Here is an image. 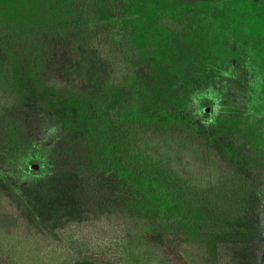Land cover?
I'll use <instances>...</instances> for the list:
<instances>
[{"label":"trees","instance_id":"16d2710c","mask_svg":"<svg viewBox=\"0 0 264 264\" xmlns=\"http://www.w3.org/2000/svg\"><path fill=\"white\" fill-rule=\"evenodd\" d=\"M60 14L0 15V264H262L264 173L252 182L246 148L217 136L206 103L151 106L119 0ZM203 150L233 166V192L216 193Z\"/></svg>","mask_w":264,"mask_h":264},{"label":"rangeland","instance_id":"374dc122","mask_svg":"<svg viewBox=\"0 0 264 264\" xmlns=\"http://www.w3.org/2000/svg\"><path fill=\"white\" fill-rule=\"evenodd\" d=\"M71 1L0 0V15L15 18L26 28L46 27L64 19L58 12ZM119 3L123 33L138 51L139 73L145 77L138 85L151 106L185 109L188 103L196 102L200 108L208 104L205 110L211 114L217 136L232 150L246 148L243 154H249L250 176L256 184L257 175L264 173V0ZM201 159L219 167L216 193L224 185L227 193L233 192L235 180L222 171L231 173L233 166L223 168L222 160L213 159L205 150ZM255 184L248 191V202L256 199L252 194ZM217 194L214 199H219ZM239 225L240 236L247 242L263 243L259 224ZM49 233L55 236V232ZM257 262L264 264V254ZM43 263V259L33 262Z\"/></svg>","mask_w":264,"mask_h":264}]
</instances>
